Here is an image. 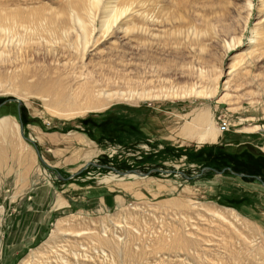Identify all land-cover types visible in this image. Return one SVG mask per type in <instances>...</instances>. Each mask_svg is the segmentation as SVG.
Returning a JSON list of instances; mask_svg holds the SVG:
<instances>
[{"label": "rangeland", "instance_id": "1", "mask_svg": "<svg viewBox=\"0 0 264 264\" xmlns=\"http://www.w3.org/2000/svg\"><path fill=\"white\" fill-rule=\"evenodd\" d=\"M87 3L0 0V118L9 117L0 127V170L30 167L24 206L42 185L56 196L54 207L57 197L87 204L84 193L98 187L125 204L40 214L16 239L19 202L12 186H1L0 264H264V221L236 211L251 201L239 200L244 186L264 193V0ZM113 7L120 16L105 24ZM39 81L77 109L58 113L29 89ZM191 87L202 93L172 95ZM88 89L107 104L83 110ZM200 114L213 121L217 144L182 140L183 130L199 129ZM37 128L78 132L101 153L74 176L58 165L57 174L43 171L35 148L47 159L52 145L28 141ZM66 142L60 163L80 146ZM210 186L229 192L217 199Z\"/></svg>", "mask_w": 264, "mask_h": 264}, {"label": "crops", "instance_id": "2", "mask_svg": "<svg viewBox=\"0 0 264 264\" xmlns=\"http://www.w3.org/2000/svg\"><path fill=\"white\" fill-rule=\"evenodd\" d=\"M153 123V122H151ZM154 125V124H153ZM153 125H151V128H153ZM143 126V125H142ZM148 125H145V129H149ZM38 129V128H37ZM154 129V128H153ZM151 129V130H153ZM182 133V132H181ZM179 139V138H178ZM35 144L41 146L45 145H52V146H46L48 149H50V155H48V158L45 159V156L42 155V153H39V156L36 155L37 159L39 161H42V164L40 166L41 169L49 168L52 171L56 172L57 165L60 167H67L70 168L68 172L72 174L71 176L76 175L77 173L82 170L83 166L86 165L89 161H96L97 157L101 153V150L95 145L92 141H90L86 136L78 133V132H69L65 134H60L58 132H43L40 129L37 130V133L34 135V138H30ZM177 138L175 139V141ZM187 140V139H182ZM62 141H67L66 143H72L76 142V144L80 145L76 152V157H70L65 159L64 162H59L57 160L58 155H62L61 148H58L61 145ZM187 141H198L197 139H189ZM207 142V141H200V142H207V143H214L217 144V142ZM54 146V147H53ZM31 161V160H30ZM29 161V162H30ZM53 164V165H52ZM80 169V170H79ZM19 171L13 170L10 171L8 169L6 170H0V187H11V195L16 200V202H19L18 208H20V212L18 216L19 218L17 221L15 220L13 224V231L16 235V239L22 235L23 233L28 232L29 230L36 227V224L38 222L37 217L40 216V214H45V217L48 214H51L55 211H69V212H86V213H97V212H105L110 211V209L114 208V204H125L123 203L124 199H120L119 197H113L112 193L104 192L103 189H100V187L95 189H90L87 191L88 193H84L86 197H88L87 204L82 203L80 207L73 202L61 199L57 197L58 205L54 207L56 196L51 197L53 194L50 192L48 187L45 185H42L34 190V192L30 195V201L27 202L24 206V196L29 194V191L31 188L29 184V179L31 176V169H26V167H21V169H18ZM79 170V171H78ZM70 176V177H71ZM59 179H61L60 174L57 176ZM217 178H223L222 175H218ZM215 185H218L217 181H215ZM253 184V183H248ZM245 184V185H248ZM213 185V184H211ZM242 187V186H240ZM119 188V187H118ZM131 190L134 187H129ZM208 190L206 192H215L216 198H222L225 196L229 191H225L223 187L218 188L216 186V190L212 191V187H207ZM256 189L259 188L244 186L241 190L245 191L243 196L239 197V200L242 198H250V202H246L243 205H240L239 208H237V212L239 215L251 222L258 223L262 220L264 221V193L262 192V189H259L258 195L263 197H260L258 201L255 199L256 197ZM114 190V189H113ZM204 192V191H203ZM51 194V195H50ZM207 194V193H206ZM14 200V201H15ZM81 200V199H80ZM116 208V207H115ZM24 220L21 221L20 217ZM28 220V221H27ZM30 221V222H29ZM258 221V222H257ZM16 239H13L11 237L10 239V249L12 251H19V248L17 246H12L14 241ZM10 250V251H11Z\"/></svg>", "mask_w": 264, "mask_h": 264}, {"label": "bare ground", "instance_id": "3", "mask_svg": "<svg viewBox=\"0 0 264 264\" xmlns=\"http://www.w3.org/2000/svg\"><path fill=\"white\" fill-rule=\"evenodd\" d=\"M100 1L101 0H87V2H88L87 3L88 4V8L91 9V8L95 7V8L98 9V7H99L98 4L100 3ZM248 7H251V3L249 1H248ZM123 10H124V8H123ZM126 10H127V8H126ZM124 12H122L120 14L123 15ZM115 13H116V11H115V8L114 7L113 8H110L109 12L108 11L107 12L105 11V15H104L106 17L105 24L108 23V20L109 19H112L113 17H115V16L118 15V14L115 15ZM118 16H120V15H118ZM77 21L79 22V20H77ZM79 26H80L81 31H82L81 32L82 38L85 39V37H86V33H85V30H84L85 28H83V26L81 24ZM262 39H263V37H262ZM259 42L256 41V43H258V44H259ZM255 46H257V45H255ZM253 54H255V53H253ZM258 56H260V55H258ZM40 82L41 81H39V83ZM40 84L41 85H35L34 87H30L29 89H32L33 88V90H32L33 93H35V95L39 96V98L42 101H45V100L48 99L49 106L50 107L57 108L56 111L58 113L59 112L60 113H67V115H68L69 114L68 112H72V110L77 109L75 107V106H77V105H75V102L72 101L69 96L64 95L63 92H60L61 90L57 92V89L55 87H53L54 86L53 84H49V82L48 83L47 82L46 83H40ZM32 91H29V92H32ZM89 91L90 90L88 89L86 91V94H85V98H86L87 103H85L86 105L82 106V109L83 110H85V109H95L96 110L97 108L99 109V108L105 106V103L108 102V97H107V99L105 98V101H101L100 102V101L96 100V102H95L94 99H93L94 96ZM176 93H193L195 95H199L202 92L201 91H196L194 87H191V88L181 89V91H179V92H174V93L172 92V95H174ZM213 93H214L213 90L212 91H209V94H213ZM163 96H166V95H163ZM74 113H75V111H74ZM8 118L9 117H7V116L0 118V127L1 128H4L8 124V122H7L8 121ZM196 121H197V123L199 125V129H195L194 131L191 128L190 129H187V130L186 129L183 130V132H182L183 135L182 136L184 137V139L189 140V139L192 138V139H197L198 141H207V142H216L219 139L218 138V133L215 130L213 121L210 119V117L207 114L206 115L200 114L196 118ZM15 126L17 128V131L20 132L19 126L16 123H15ZM20 135H21V132H20ZM42 170L45 171L44 169H42ZM0 214H1V211H0ZM94 234H90V235L93 236ZM77 235H79V234H77ZM98 236H100V235H98ZM91 238H94V236L91 237ZM95 240H97V239H95Z\"/></svg>", "mask_w": 264, "mask_h": 264}, {"label": "water", "instance_id": "4", "mask_svg": "<svg viewBox=\"0 0 264 264\" xmlns=\"http://www.w3.org/2000/svg\"><path fill=\"white\" fill-rule=\"evenodd\" d=\"M19 129H20V132H21V136L24 137L23 134H22V123L20 121H19ZM25 140H27V138H25ZM28 141H30V143L34 146L33 141H31V140H28ZM35 152H36L37 156H39V151H38L37 148H35ZM130 173L138 175V176H145L146 175V174L137 172L136 170H130L126 174H130Z\"/></svg>", "mask_w": 264, "mask_h": 264}, {"label": "built area", "instance_id": "5", "mask_svg": "<svg viewBox=\"0 0 264 264\" xmlns=\"http://www.w3.org/2000/svg\"><path fill=\"white\" fill-rule=\"evenodd\" d=\"M227 127H228V123H227L226 121H222V120H220V124H219V126H218L219 131H220V132H224V131L227 130ZM128 206H131V204H129ZM115 209H117V208H115ZM115 209H114V210H115Z\"/></svg>", "mask_w": 264, "mask_h": 264}, {"label": "trees", "instance_id": "6", "mask_svg": "<svg viewBox=\"0 0 264 264\" xmlns=\"http://www.w3.org/2000/svg\"><path fill=\"white\" fill-rule=\"evenodd\" d=\"M251 149V151H253V149L251 147H249ZM255 162L251 161V162H246V165L248 168H256V166L254 165Z\"/></svg>", "mask_w": 264, "mask_h": 264}]
</instances>
